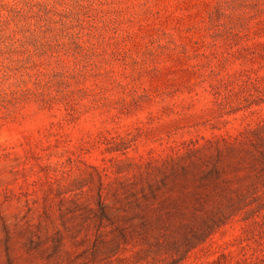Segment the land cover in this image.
I'll return each mask as SVG.
<instances>
[{
  "label": "rangeland",
  "instance_id": "rangeland-1",
  "mask_svg": "<svg viewBox=\"0 0 264 264\" xmlns=\"http://www.w3.org/2000/svg\"><path fill=\"white\" fill-rule=\"evenodd\" d=\"M0 264H264V0H0Z\"/></svg>",
  "mask_w": 264,
  "mask_h": 264
}]
</instances>
